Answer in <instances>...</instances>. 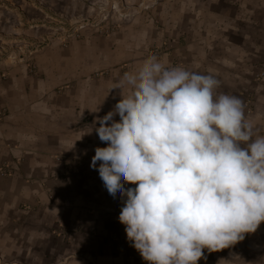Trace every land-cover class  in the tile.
Here are the masks:
<instances>
[{"label":"crops","instance_id":"obj_1","mask_svg":"<svg viewBox=\"0 0 264 264\" xmlns=\"http://www.w3.org/2000/svg\"><path fill=\"white\" fill-rule=\"evenodd\" d=\"M105 1L0 0V264H264V0Z\"/></svg>","mask_w":264,"mask_h":264},{"label":"rangeland","instance_id":"obj_2","mask_svg":"<svg viewBox=\"0 0 264 264\" xmlns=\"http://www.w3.org/2000/svg\"><path fill=\"white\" fill-rule=\"evenodd\" d=\"M141 1L138 5L144 10V2L151 4L152 6L155 3V0H139ZM134 4H137L136 2ZM132 9L126 5L122 0H106L102 5L97 9V16L93 18H87L83 23L74 30V34L83 28H89L98 31V34L107 36L110 34L118 25H121L124 21H127L132 15ZM119 19L121 21H119ZM9 37H2L0 40V77H2L3 72L11 64L18 60L17 53H13V44H11ZM30 54H27L29 56ZM4 76V75H3Z\"/></svg>","mask_w":264,"mask_h":264},{"label":"built area","instance_id":"obj_3","mask_svg":"<svg viewBox=\"0 0 264 264\" xmlns=\"http://www.w3.org/2000/svg\"><path fill=\"white\" fill-rule=\"evenodd\" d=\"M223 203L227 206H241L250 210H259L264 216V173L249 192L228 195L223 198Z\"/></svg>","mask_w":264,"mask_h":264}]
</instances>
